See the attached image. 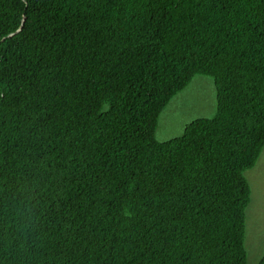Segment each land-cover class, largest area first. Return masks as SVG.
<instances>
[{
	"label": "trees",
	"instance_id": "1",
	"mask_svg": "<svg viewBox=\"0 0 264 264\" xmlns=\"http://www.w3.org/2000/svg\"><path fill=\"white\" fill-rule=\"evenodd\" d=\"M263 148L264 0H0V264H247Z\"/></svg>",
	"mask_w": 264,
	"mask_h": 264
},
{
	"label": "rangeland",
	"instance_id": "2",
	"mask_svg": "<svg viewBox=\"0 0 264 264\" xmlns=\"http://www.w3.org/2000/svg\"><path fill=\"white\" fill-rule=\"evenodd\" d=\"M215 110L216 98L212 79L196 76L160 114L156 139L162 142L178 137L191 121L211 118ZM245 177L251 189L245 225L247 264H258L264 251V148L255 166L245 172Z\"/></svg>",
	"mask_w": 264,
	"mask_h": 264
}]
</instances>
